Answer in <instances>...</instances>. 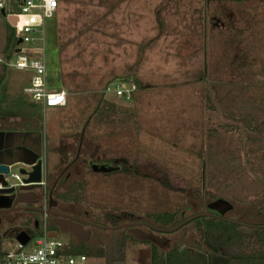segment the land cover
Instances as JSON below:
<instances>
[{
	"label": "rangeland",
	"instance_id": "rangeland-1",
	"mask_svg": "<svg viewBox=\"0 0 264 264\" xmlns=\"http://www.w3.org/2000/svg\"><path fill=\"white\" fill-rule=\"evenodd\" d=\"M57 2L47 25V75L66 104L41 108L22 92L26 71L7 66V85L25 101L17 106L0 92V119L15 125L19 113L25 126L32 115L42 127L43 180L71 197L63 209L103 225L158 226L154 218L165 212L176 224L205 212L264 225V0ZM11 28L0 13V56ZM116 80L136 87L131 99L104 94ZM32 186L42 192L45 185ZM199 216L160 248H200L210 264H224ZM40 219L4 216L1 252L28 231L21 221L37 228ZM120 233L127 239L117 261L95 256L87 264H150V244L128 229L94 228L86 242ZM56 235L79 239L65 230Z\"/></svg>",
	"mask_w": 264,
	"mask_h": 264
},
{
	"label": "built area",
	"instance_id": "built-area-1",
	"mask_svg": "<svg viewBox=\"0 0 264 264\" xmlns=\"http://www.w3.org/2000/svg\"><path fill=\"white\" fill-rule=\"evenodd\" d=\"M57 8V0H0L1 15L7 20L14 18V24L8 22L16 37L13 52L8 57L0 56V64L26 71L28 81L22 91L43 108L66 104L65 92L51 90L47 79V25ZM135 89L133 84L116 80L108 84L103 92L129 100ZM11 176L13 181L7 180L9 186L24 185L20 173L11 172ZM68 247V241L49 233L44 214L40 234L29 236L25 244L16 241L12 248L2 252L0 264H87L88 255L68 252Z\"/></svg>",
	"mask_w": 264,
	"mask_h": 264
},
{
	"label": "trees",
	"instance_id": "trees-1",
	"mask_svg": "<svg viewBox=\"0 0 264 264\" xmlns=\"http://www.w3.org/2000/svg\"><path fill=\"white\" fill-rule=\"evenodd\" d=\"M15 43L14 29L11 28L8 36V51H6L5 57H8L13 52ZM5 68L6 66L2 65L0 80L4 77ZM54 197L64 201L71 199V197H67V195L59 191L56 192ZM199 217L203 219V232L206 241L214 245L217 250H220L224 264H264L263 224H244L223 216L201 215ZM154 219L155 223L161 228L176 225L172 213L165 212L161 215H156ZM42 224L43 216L39 227L31 229L28 232L29 236L35 237L40 234ZM47 229L51 235H56L57 231L54 227L47 224ZM1 239L2 236L0 235ZM126 239L127 234L120 233L108 242L87 243L85 241H69L68 252L85 253L89 257L106 256L115 262L118 256L123 255ZM144 241L150 244V264H210V252L207 250L200 248L181 250L177 245H172V247L163 250L150 241Z\"/></svg>",
	"mask_w": 264,
	"mask_h": 264
},
{
	"label": "crops",
	"instance_id": "crops-1",
	"mask_svg": "<svg viewBox=\"0 0 264 264\" xmlns=\"http://www.w3.org/2000/svg\"><path fill=\"white\" fill-rule=\"evenodd\" d=\"M6 78L7 75L4 76V80L0 85V92L1 94H7V97L9 98H14L16 105L18 106L19 102L25 101V99L23 98V96L19 95V91L16 90V87L14 88L11 84L7 85ZM23 86L24 85H22V87ZM14 118L16 119V122L14 123L15 125L9 126L5 124L4 126H0V162L9 165V173L4 174L3 176L0 175V180L1 178H3L4 180H11L13 178L11 176V172L20 173L21 169L30 170L31 165L38 159L42 160L44 171L43 179L45 180L46 167L43 160L45 159L46 155V138H44L42 127L40 125H35V122L37 120H34V117L32 115L26 116V121L24 122L26 127L24 125L19 126V113H17ZM1 122L2 121L0 120V124ZM33 122L35 123L34 125ZM27 125L29 127H27ZM33 143L35 144V147L34 145H32ZM13 168H16L18 170ZM20 176L23 175L20 173Z\"/></svg>",
	"mask_w": 264,
	"mask_h": 264
},
{
	"label": "flooded vegetation",
	"instance_id": "flooded-vegetation-1",
	"mask_svg": "<svg viewBox=\"0 0 264 264\" xmlns=\"http://www.w3.org/2000/svg\"><path fill=\"white\" fill-rule=\"evenodd\" d=\"M0 126H1V124H0ZM81 134H83V133H81ZM32 145H34V147H35L34 143ZM43 185H45V186H44V189L42 192H40V188L38 186H37L38 188H36L34 186L32 188H29V189H24V190L21 189L18 191L19 193L16 191V194L18 193L17 198L19 199V202L16 204V206L19 207V209L13 210L10 212H0V223H1L2 219L4 218V216L15 214L18 212L19 213L32 212L36 216L40 215L41 218H42V216L44 217V214H45V219H46L47 224H49L51 227H54L55 230L57 231L56 233H58L59 231L65 230V231H68L69 233L73 234L72 231L67 228L69 226L66 224V221L68 218L67 215L81 219V220H85V221H88V222H91L94 224L103 225V224H99V222L97 223L94 220L87 219L86 217L84 218V217L80 216L79 214L77 215L76 213H72V212H69V211L63 209L62 205L65 202H69V201L59 200V199H56L54 197V195L56 194V192H54L56 190L54 185L49 186L48 189H46V182H44ZM10 195L13 196V193H10ZM15 197H16V195L13 196V198H15ZM27 201H29V202H27ZM7 202H8V200L6 198L0 199V204H2V203L5 204ZM33 207H35V209H33ZM49 208H50V210L58 211V212L64 214V216H57L55 214H49V213H46V212H43L40 210H36V209H43L44 211H46ZM205 215L206 216H219V215H216L213 213H207ZM183 220H185V219H183ZM183 220H181L180 222H182ZM71 221L73 224H71L70 226H72V228L75 231H77L80 234V236L86 237V235H84L85 234L84 231L89 230V236L86 237V239H78V241H85L86 242L87 239H90L91 231L94 228L95 229H103V228H99L97 226L90 225L87 223H81V221L73 219V218L71 219ZM124 222H122V223H124ZM126 222H131V221H126ZM20 223H21L22 228H24V229H25V227L27 228L26 229V230H28L27 232L24 230L27 234L31 229H34L29 221L26 223L21 221ZM131 223H140V224L139 225H130L129 228L139 227V228L143 229L144 231L152 230L153 232L160 234V235H165V234L169 233V232H164L162 230L158 231V230H154V229L150 228L151 223H149L147 221H132ZM185 224H183V225H185ZM64 225H67V226H64ZM114 225H117V224H112V225H108V226H114ZM151 225H153L155 227H159V226L154 225V224H151ZM183 225H181V226H183ZM180 227H178V228H180ZM29 228H30V230H29ZM125 229H128V228H125ZM112 230H116V229L112 228Z\"/></svg>",
	"mask_w": 264,
	"mask_h": 264
},
{
	"label": "water",
	"instance_id": "water-1",
	"mask_svg": "<svg viewBox=\"0 0 264 264\" xmlns=\"http://www.w3.org/2000/svg\"><path fill=\"white\" fill-rule=\"evenodd\" d=\"M8 21L11 24H14V18H8ZM19 42V41H18ZM18 49H16L17 51ZM94 153V152H93ZM92 153V155H93ZM91 155V156H92ZM9 173V165L6 163H2L0 162V175L3 176L4 174H8ZM20 173L23 175L22 181L24 183V185H20L19 187H13V186H9V182L7 180H4L3 178H1L0 180V184L2 185V188H0V199H7L8 202L5 204H0V212H10L13 210H18L19 207L16 206V204L19 202V199L17 198L18 195V191L21 189H29L30 187H34L32 185H39L43 183V178H44V171H43V163L41 159L36 160L32 165L30 170H26V169H21ZM16 191L18 192L16 194ZM10 193H13V196L16 195L15 198H13V196L10 195ZM29 202V201H27ZM25 208V207H24ZM33 209H35V207H33ZM36 210H40L49 214H55L57 216H64V214L58 212V211H53L50 210V208L46 211H44L43 209H36ZM207 213H201V214H195L192 215L188 218H186L185 220H183L182 222L176 224L175 226H171L168 228H160V227H155L153 225L150 224V228L154 229V230H162L164 232H171L173 230H175L176 228L180 227L181 225L191 221L192 219L196 218L199 215H205ZM67 221L66 224L69 225L67 228L69 230L72 231V233L77 236L79 239H86V237L89 236V230L84 231L86 235V237L80 236V234L75 231L72 226H70L72 223L71 219H76L81 221V223H87L90 225H94L97 226L99 228H103V229H119V228H128V230L133 233L135 236H137L140 240L144 241H150L156 245H158L159 247H164L167 246L169 244L168 238L165 235H160L157 234L155 232H153L152 230L149 231H144L143 229L139 228V227H134V228H129L130 225H139L140 223H131V222H124L118 225H114V226H108V225H98V224H94L85 220H81L72 216L67 215ZM64 225V226H67ZM16 241L25 244L28 239H29V235L25 232V231H20L16 234L15 236Z\"/></svg>",
	"mask_w": 264,
	"mask_h": 264
}]
</instances>
